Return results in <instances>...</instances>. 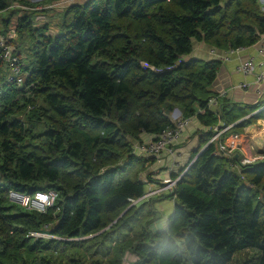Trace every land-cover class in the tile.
<instances>
[{
    "label": "trees",
    "instance_id": "obj_1",
    "mask_svg": "<svg viewBox=\"0 0 264 264\" xmlns=\"http://www.w3.org/2000/svg\"><path fill=\"white\" fill-rule=\"evenodd\" d=\"M11 2L0 0V12ZM16 29L32 36L31 65L22 85H0V264H232L247 251L242 264H264V158L242 165L235 155L236 169L211 143L174 192L151 197L176 200L164 230L152 228L155 202L129 207L147 190L129 176L145 162L133 141L172 126L175 108L191 116L207 106L223 62L193 55L196 44L223 52L257 43L260 0H86L64 13L57 34L26 14ZM254 108L224 104L222 119L233 124ZM198 116L211 128L196 155L218 121L211 109ZM10 190H54L55 205L31 210Z\"/></svg>",
    "mask_w": 264,
    "mask_h": 264
},
{
    "label": "built area",
    "instance_id": "obj_2",
    "mask_svg": "<svg viewBox=\"0 0 264 264\" xmlns=\"http://www.w3.org/2000/svg\"><path fill=\"white\" fill-rule=\"evenodd\" d=\"M260 2L261 5L263 4L264 6V1L260 0ZM251 47L255 48V53L249 54L245 58H240L241 60L238 64V70L243 75H253L254 77L252 81H244L239 84V86L243 89H247L252 83L264 85V70L257 71V68L264 66V33L261 35L258 42L253 44L252 46L232 47L223 52L213 48L209 50V54L212 57H217L222 60V62L226 63L231 61L235 55L239 57L243 51ZM0 49V62L4 61L5 63H8L11 70V73L8 76V80H13L14 82H17L18 85H22L25 78V72L21 56L17 53H14L13 49H11L8 45L7 37L1 33ZM144 64L147 65V63ZM227 93V90L219 91L216 95L209 98L206 107L197 106L195 115L182 116L174 120V124L172 126L163 129L152 139L136 145L135 149L137 153H139L138 155H144L148 158L155 157L158 158V160L161 159L162 153L178 155L179 152H177L175 144L182 137L186 127L197 116V114L204 113L206 109H211L213 106L222 107L220 98L225 97ZM263 108H260L258 112ZM232 126L233 124H223L215 126L213 129L214 135L209 139L208 143L198 152L197 156L201 152H203L211 143H215V155L228 158L230 160L231 166L236 169H238L239 166L232 162V159L236 155V153L239 154L238 157L240 158V162L242 165L262 160L264 158L263 152L259 151L257 145L252 141V138L248 131L246 130L244 132H231L230 130ZM224 134L226 135L224 136ZM186 170L178 177L170 176L168 178L162 179L159 186L148 190L143 196L139 197L138 199H130V201L132 202V204H135L138 200L146 201L151 197L157 195L174 192L178 181L186 172ZM142 181L147 182V179H142ZM56 196L57 193L54 190H39L35 192L34 195H27L26 193L16 190L9 191V197L11 200L40 213H46L49 208L54 207ZM45 227H48V225H45ZM30 234L31 236L35 237H52V235L47 232L33 231Z\"/></svg>",
    "mask_w": 264,
    "mask_h": 264
},
{
    "label": "crops",
    "instance_id": "obj_3",
    "mask_svg": "<svg viewBox=\"0 0 264 264\" xmlns=\"http://www.w3.org/2000/svg\"><path fill=\"white\" fill-rule=\"evenodd\" d=\"M209 50L210 49L206 47V45H204L203 43H198L196 44V47L193 51V55L197 57H202V58L212 57L209 54ZM253 53H255V48L251 47L243 51L239 57L235 55L231 61L226 62V63L223 62L218 72L217 79L212 86V91L215 94H217L219 91H222V90L228 91L225 97L220 98L222 107L224 104L229 109H232L233 107L237 106V108L242 109V111L245 109L246 106L255 107L254 108L255 110H253L250 113L248 112L246 116L244 117L242 116V118L235 121L233 125L236 124V127H240L241 125L239 124L247 117H253L255 119L257 118V121L254 124H252L250 128L247 129V131L249 134L251 132L253 133L252 135L254 137L250 134L252 141L257 145L259 151H261L264 148V137H263L264 136V130H263L264 125L261 126L260 124H261V121H264V118H259V112H258L259 109L257 107L259 105H263L260 108L264 107V85L252 83L247 89H243L239 86L241 82L252 81L254 78L253 75L245 76L238 70V64L241 60L240 58L242 57L245 58L247 55L253 54ZM260 70H264V66L257 68V71H260ZM222 107L213 106L211 108V110L214 111L215 115L218 117V121L212 127L213 129L217 125L225 124L222 119ZM182 116L184 115L182 114L181 110L179 108H175L173 115H172L173 120H176ZM210 128L211 127L205 124L203 120L199 118V116L198 117L196 116L191 121V123L186 127L180 140L175 144V148L177 152H179L178 155H172L170 153H162L160 160H158V158H155V157L146 158L148 160L147 163L149 164L158 165L160 164V162L161 163L164 162V164L161 165L162 168L158 169V171L155 172V174H158V177L151 175L152 178L154 177L158 178V181L152 179L151 181L152 184H150L152 185V187H148L149 184L148 185L146 184L147 186L146 192L150 189H153L154 185H157L158 183H160L159 181H161L163 178H166L168 176L174 177V175L178 174L183 169H184L183 170L184 172L190 166V164L196 159L197 155L195 152L201 146L202 144L201 141L204 138L205 132L209 131ZM230 131L234 132V128H232ZM255 132L256 134L261 133L263 136L256 135L254 134ZM226 134H224V136ZM150 136H149L150 137L149 139H152L156 135H150ZM139 144L140 143H138L137 145ZM206 144H204V146ZM133 145L136 146V143H133ZM166 200L168 201H164L160 203L157 209V211L159 212V215L163 216V218H162L161 224H159L157 220L152 224V228H154V230H157V229L164 230L167 225V220L174 210V205L176 203V200H173L170 198Z\"/></svg>",
    "mask_w": 264,
    "mask_h": 264
},
{
    "label": "rangeland",
    "instance_id": "obj_4",
    "mask_svg": "<svg viewBox=\"0 0 264 264\" xmlns=\"http://www.w3.org/2000/svg\"><path fill=\"white\" fill-rule=\"evenodd\" d=\"M84 1L86 0H12L8 9L6 11L0 12V33L7 37L8 45L10 46L11 49H13L14 53L21 52L19 53V55L21 56L23 68L31 65V55L29 54L28 51L32 47V36L29 35L28 32L24 31L20 33L17 31L16 27H17L18 18L24 14L30 15L35 28L43 29L44 34H57L61 31V23L63 20L64 13L70 8V6L78 3H82ZM46 27L48 29H46ZM10 73H11L10 67L9 69H7L4 65H0V85L6 78H8ZM173 112L171 113V115H173ZM260 125L261 126L264 125V121H261ZM250 126H248V128H250ZM248 128H243L242 129L243 132L246 131ZM250 134L252 135L253 133L251 132ZM254 134H256V132ZM150 135H151L150 133H147L146 131H142L141 139L139 141H133V143H136L137 145L138 143L145 142L149 140V138L151 137ZM256 135H262V134L260 133ZM133 148L135 147L133 146ZM261 151L264 154V148ZM141 157H143L142 160H144L145 162L143 163L139 159L135 160L134 165L130 167L129 176L132 177L133 179L135 178L147 179V185L149 184L148 187H152V185H150L152 184L151 182L152 179L158 181V178H156L158 177V174H155V172L158 171V169L162 168L161 165H163L164 162L163 163L160 162V164L158 165L149 164L147 163L148 161L146 159L148 158L147 156L142 155ZM151 175H154L156 177L152 178ZM160 184L161 183L154 185L153 188L159 186ZM154 197L156 198L157 196ZM151 199L152 198L149 199L150 201L146 200L145 205L143 204L142 205L153 207L155 200L152 201ZM141 201L138 200L133 205H141L140 204ZM164 201H168V200L164 199V200L156 201L154 207L158 209L160 203ZM147 208L145 207L144 210H147ZM123 213L121 214V216L123 215ZM157 214L159 215L158 211L152 214V216H156ZM159 217L160 218L157 221L159 222V224H161L163 216L159 215ZM251 253L252 252L247 251V252H243L242 254L241 253L238 254V256H236V259L233 261L232 264H242L244 259L249 257Z\"/></svg>",
    "mask_w": 264,
    "mask_h": 264
},
{
    "label": "water",
    "instance_id": "obj_5",
    "mask_svg": "<svg viewBox=\"0 0 264 264\" xmlns=\"http://www.w3.org/2000/svg\"><path fill=\"white\" fill-rule=\"evenodd\" d=\"M236 156H238V154H236ZM132 205H133V204H131L129 207H131ZM128 209H129V208H127L125 211H127ZM125 211H124V212H125ZM120 217H121V215L118 217V219H119ZM116 220H117V219H116ZM116 220H115V221H116ZM115 221H114V222H115Z\"/></svg>",
    "mask_w": 264,
    "mask_h": 264
}]
</instances>
